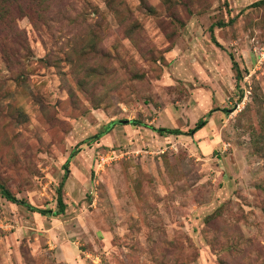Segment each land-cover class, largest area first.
I'll list each match as a JSON object with an SVG mask.
<instances>
[{"label": "rangeland", "instance_id": "374dc122", "mask_svg": "<svg viewBox=\"0 0 264 264\" xmlns=\"http://www.w3.org/2000/svg\"><path fill=\"white\" fill-rule=\"evenodd\" d=\"M3 1L0 264H264L261 0Z\"/></svg>", "mask_w": 264, "mask_h": 264}, {"label": "trees", "instance_id": "16d2710c", "mask_svg": "<svg viewBox=\"0 0 264 264\" xmlns=\"http://www.w3.org/2000/svg\"><path fill=\"white\" fill-rule=\"evenodd\" d=\"M60 1V0H58ZM50 2L51 0H5L3 1V3L6 4V7H14V11L11 10H7L5 11V15L4 18L5 20H8L9 24H7V26H9L10 28L14 25L11 23L12 17H13V13H17V14H22L24 11H28L29 16L28 17H32V19L34 18V15H36V20L40 21V22H45L47 24L48 22V18H46L49 13H50ZM13 5V6H12ZM260 6H264V0L255 2L254 4H252L250 7H260ZM221 27H224V25L222 24ZM16 32V31H15ZM12 36V38L10 40H8L6 43H2L3 47L9 46L8 49L4 48V50H8V51H12L13 50V45L12 42L15 38H21L22 35H18V37H14V33L10 34ZM215 41V38H214ZM232 61H233V69L236 72V80L237 82L241 81L242 79V72L238 66V64L236 63V61L234 60V57L232 56ZM211 115V113L209 114ZM208 116V114H207ZM209 117V116H208ZM120 122H112L111 126L109 127L108 130L102 131L96 135H94L92 138L89 139V141H99L101 139L102 136L104 135H108L109 132L115 128L116 125H118ZM130 125L135 126V127H144V128H150L153 131L157 132L160 135H175V136H179V135H194L195 133H197L199 130L203 129L207 122L205 119H200L195 128L192 129L190 132L185 133L182 132L181 130L178 129H167V128H154L152 126H148L147 124H145L142 121L139 120H133L131 122H129ZM83 143V142H82ZM80 149L77 148L75 150L74 153H72L71 158H74L78 153H79ZM69 163V161H68ZM65 169L67 170V166L65 167ZM66 177V176H65ZM64 177V180H65ZM63 180V181H64ZM63 183L61 184L60 188L58 189V210L53 212L51 210H42V209H38L34 206H31L29 203L25 202L24 200H18L6 187H4L3 185H0V194L1 196L6 199L7 201L23 206L26 209H28L30 212H34V213H38L41 215H49V216H53V217H58L60 215H63L66 211L67 205L64 203V199H63Z\"/></svg>", "mask_w": 264, "mask_h": 264}, {"label": "built area", "instance_id": "2783aa9c", "mask_svg": "<svg viewBox=\"0 0 264 264\" xmlns=\"http://www.w3.org/2000/svg\"><path fill=\"white\" fill-rule=\"evenodd\" d=\"M116 158H117V155L115 154V152L109 153V154H107V155H105V156H101V157L99 158L98 165H99V167L102 166V168H104V166L108 165V163H109L110 161H113V160H115Z\"/></svg>", "mask_w": 264, "mask_h": 264}, {"label": "water", "instance_id": "95a60500", "mask_svg": "<svg viewBox=\"0 0 264 264\" xmlns=\"http://www.w3.org/2000/svg\"><path fill=\"white\" fill-rule=\"evenodd\" d=\"M120 123L127 124V123H128V121H121Z\"/></svg>", "mask_w": 264, "mask_h": 264}]
</instances>
